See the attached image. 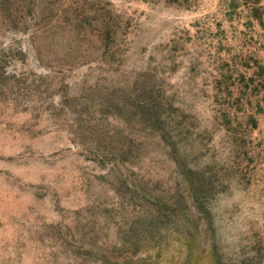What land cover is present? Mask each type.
I'll return each instance as SVG.
<instances>
[{"label": "rangeland", "instance_id": "374dc122", "mask_svg": "<svg viewBox=\"0 0 264 264\" xmlns=\"http://www.w3.org/2000/svg\"><path fill=\"white\" fill-rule=\"evenodd\" d=\"M0 264H264V0H0Z\"/></svg>", "mask_w": 264, "mask_h": 264}]
</instances>
